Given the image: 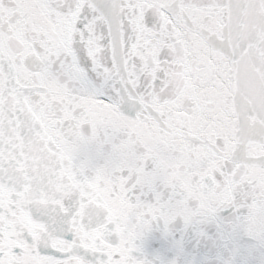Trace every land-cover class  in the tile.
<instances>
[{
	"label": "snow or ice",
	"instance_id": "snow-or-ice-1",
	"mask_svg": "<svg viewBox=\"0 0 264 264\" xmlns=\"http://www.w3.org/2000/svg\"><path fill=\"white\" fill-rule=\"evenodd\" d=\"M189 239L264 253V0H0V264Z\"/></svg>",
	"mask_w": 264,
	"mask_h": 264
},
{
	"label": "water",
	"instance_id": "water-1",
	"mask_svg": "<svg viewBox=\"0 0 264 264\" xmlns=\"http://www.w3.org/2000/svg\"><path fill=\"white\" fill-rule=\"evenodd\" d=\"M87 110L91 111V108L89 105H87ZM110 188V185H109ZM98 196L103 195V197H107V191L106 189L102 188L100 183L97 182L95 189ZM110 198V197H109ZM113 203H116L113 201ZM93 244H95V239L93 238L92 240ZM103 243V241H101ZM164 246L163 242L159 238V234H154L153 237L149 240L148 245H147V251L149 255H151L153 252L161 249ZM186 250L188 255L184 258H182V264H184L185 261H190L193 256L196 257L198 261H204L206 258H210L212 260L215 259V250L211 249V246H206L201 244L200 246H197L194 240L189 239L187 245H186ZM258 253V251H257ZM168 256L173 255L171 252L166 253ZM212 257V258H211ZM262 260V259H261ZM261 260H258L259 263L261 264Z\"/></svg>",
	"mask_w": 264,
	"mask_h": 264
}]
</instances>
